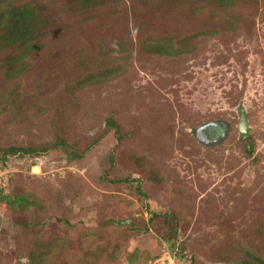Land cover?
I'll return each instance as SVG.
<instances>
[{
  "label": "rangeland",
  "instance_id": "rangeland-1",
  "mask_svg": "<svg viewBox=\"0 0 264 264\" xmlns=\"http://www.w3.org/2000/svg\"><path fill=\"white\" fill-rule=\"evenodd\" d=\"M14 6L40 19L28 51L0 35V264H151L177 246L188 264L264 262V0ZM222 121L223 143L198 140Z\"/></svg>",
  "mask_w": 264,
  "mask_h": 264
},
{
  "label": "trees",
  "instance_id": "trees-1",
  "mask_svg": "<svg viewBox=\"0 0 264 264\" xmlns=\"http://www.w3.org/2000/svg\"><path fill=\"white\" fill-rule=\"evenodd\" d=\"M85 1L87 5L91 2V0H82ZM234 0H210L212 4H216L219 8L225 9L233 5ZM1 10V9H0ZM39 15L32 9L28 7H6L0 11V35L2 42H10L12 45L22 46L27 51L33 47L34 40L36 38V26L39 22ZM166 47L161 48V52L166 51ZM107 76V74H106ZM89 80L93 79V76L88 77ZM110 126L119 131V127L114 120L109 122ZM253 146H251V152L253 151ZM45 151V150H42ZM4 158L15 155H34L40 153L39 150L34 148H10L7 151H4ZM2 201L9 204L12 207L23 206L27 207V199L25 197H20L16 199H11L9 197L2 198ZM176 248V247H175ZM174 248V249H175ZM248 260H246L243 264H264L260 258L253 255L252 253H248ZM159 257V256H158ZM154 258L152 261L157 259ZM179 262L183 264H188L184 261L185 258L182 257L181 254L177 256ZM31 260L34 264H39L41 260L36 258V255L33 254ZM151 261V262H152Z\"/></svg>",
  "mask_w": 264,
  "mask_h": 264
},
{
  "label": "water",
  "instance_id": "water-1",
  "mask_svg": "<svg viewBox=\"0 0 264 264\" xmlns=\"http://www.w3.org/2000/svg\"><path fill=\"white\" fill-rule=\"evenodd\" d=\"M241 116V137H246L251 132L247 112L244 108H239ZM230 125L226 122H212L202 126L197 131V138L200 142L207 146H213L216 144L223 143L230 134ZM2 220L0 219V224Z\"/></svg>",
  "mask_w": 264,
  "mask_h": 264
},
{
  "label": "built area",
  "instance_id": "built-area-1",
  "mask_svg": "<svg viewBox=\"0 0 264 264\" xmlns=\"http://www.w3.org/2000/svg\"><path fill=\"white\" fill-rule=\"evenodd\" d=\"M178 254L179 249L177 246L175 249L165 251L162 256L155 259L151 264H181L177 259Z\"/></svg>",
  "mask_w": 264,
  "mask_h": 264
}]
</instances>
